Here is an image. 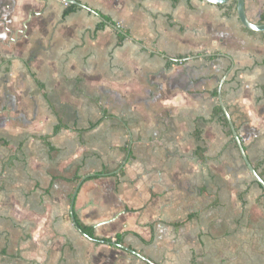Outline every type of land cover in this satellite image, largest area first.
<instances>
[{
  "label": "crops",
  "instance_id": "1",
  "mask_svg": "<svg viewBox=\"0 0 264 264\" xmlns=\"http://www.w3.org/2000/svg\"><path fill=\"white\" fill-rule=\"evenodd\" d=\"M77 1L0 0V264H264L213 95L264 179V32L202 0Z\"/></svg>",
  "mask_w": 264,
  "mask_h": 264
},
{
  "label": "water",
  "instance_id": "2",
  "mask_svg": "<svg viewBox=\"0 0 264 264\" xmlns=\"http://www.w3.org/2000/svg\"><path fill=\"white\" fill-rule=\"evenodd\" d=\"M63 2H65L66 4H80L77 0H61ZM206 3L212 4V5H217V6H221L224 5L226 3H228L230 0H202ZM84 6V5H83ZM86 7V6H84ZM236 9H237V14H238V18L240 20V22L242 23V25H244V27H246L247 29L251 30V31H255V32H264V23H257L254 20H251L248 17L247 11H246V0H237V5H236ZM218 98H219V104L221 105L224 114L228 120L229 123V127L232 131L233 134V138L238 146V149L240 151L241 157L243 159L244 162V166L247 169V171L251 174V176L253 177V179L260 185L261 189L264 191V179L262 178V176L260 175L259 171L256 170V168L254 167V165L252 164V162L250 161L248 154L246 152L244 143L240 137V134L236 128L235 122L231 117L230 112L228 111L227 105L224 101L223 95H222V86L219 88V92H218ZM85 178V177H84ZM84 178L82 179V181L84 180ZM81 181V183H82ZM80 183V184H81ZM80 187V185L78 186V188ZM78 191V190H77ZM77 191L72 199V205H71V209L73 211L74 209V202H75V197L77 194ZM77 225V222H75ZM77 228L85 235L87 236V234H85L80 227L77 225ZM88 237V236H87ZM127 249V248H126ZM131 250V249H128ZM132 251V250H131ZM137 253V252H135ZM137 255L143 257L145 259L144 256H142L141 254L137 253ZM152 264H156L154 262H151Z\"/></svg>",
  "mask_w": 264,
  "mask_h": 264
},
{
  "label": "trees",
  "instance_id": "3",
  "mask_svg": "<svg viewBox=\"0 0 264 264\" xmlns=\"http://www.w3.org/2000/svg\"><path fill=\"white\" fill-rule=\"evenodd\" d=\"M177 1H179V0H174V2H177ZM236 5H237V0H230L228 3H226L224 5H221V7L222 8H227L228 9V12L226 14L230 15L233 10L236 11ZM78 8H79V6L76 5V4H68L67 7H66V9H65V11H64V15H68V14L76 11ZM97 12H98V14H100L102 16V18L104 19V21H108V22L111 21V19L108 16L100 13L99 11H97ZM261 21L264 22V17H262ZM105 24H106L105 22H101L97 26L96 30H100V29L104 28ZM125 38H126V34L118 33L119 43L123 42V40ZM171 61H172V63H175V62L180 63L181 62L179 60H176L175 58L174 59H171ZM213 95L214 96H217L218 95V91L216 90L215 92H213ZM214 116H218L220 118L221 122L223 123V125L225 127H228L229 128L228 132H229V135L232 137L231 141H234L232 131H231L230 127H229L228 120H227V118H226V116L224 114V111H223L221 105L218 104V105L215 106V108H214ZM99 123H100V121H98L96 123H92L90 125V127H88L87 129H93ZM236 128H237V130H239V127L236 126ZM201 134H202V131L199 130V129L198 130L196 129L195 137H196V140L197 141H202ZM236 147H237V145H236ZM254 167L256 168V170H258V171L260 170V168H259L258 165H254ZM104 173H106V172L104 171V172L96 173L95 175L88 177L86 180H89V179H92V178H95V177L102 176ZM115 175H117V174H115ZM81 181H82V176L79 173H77L75 175V178L73 179V182L76 183V187L75 188H77L80 185ZM263 195H264V192H263ZM77 222H78V225H79L80 229L84 233H86L87 235H89L91 238H94L96 240H99L101 242H106V243H111V242L115 241L118 244L124 245L123 239H124V236H125L126 233H118L114 238H112V237H109V238L108 237H98V236H96L95 231H94V228L92 226H89V225L84 224L79 219L77 220Z\"/></svg>",
  "mask_w": 264,
  "mask_h": 264
},
{
  "label": "rangeland",
  "instance_id": "4",
  "mask_svg": "<svg viewBox=\"0 0 264 264\" xmlns=\"http://www.w3.org/2000/svg\"><path fill=\"white\" fill-rule=\"evenodd\" d=\"M218 101H217V98L215 99V103H217ZM212 104V103H211ZM211 104H209V106L211 105ZM233 109H235L236 110V108H233ZM240 122V121H239ZM222 131L223 130H225V131H227L228 132V130H229V128L228 127H225L224 125H223V123H222ZM180 129V128H179ZM229 133V132H228ZM222 134V133H221ZM225 134V133H224ZM229 137H231V136H225L224 137V141H229ZM223 140H222V142H223ZM234 144H233V142L231 141V145L229 146L230 148H231V150H234L235 151V153H236V155L234 156L235 157V164H234V167H235V170H236V172L238 173V174H240V173H243V174H247V179L248 180H250V179H252L253 180V178H252V176H251V174L247 171V169L245 168V166H244V162H243V160H242V158H241V156H240V154H239V151L237 150V149H235L234 148V146H233ZM228 147V148H229ZM226 148H227V145H226ZM231 165H232V163H231Z\"/></svg>",
  "mask_w": 264,
  "mask_h": 264
}]
</instances>
